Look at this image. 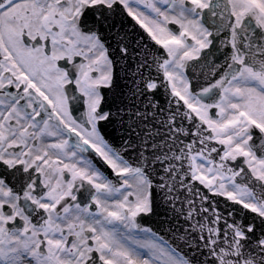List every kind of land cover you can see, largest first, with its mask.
<instances>
[{
  "label": "snow or ice",
  "instance_id": "obj_1",
  "mask_svg": "<svg viewBox=\"0 0 264 264\" xmlns=\"http://www.w3.org/2000/svg\"><path fill=\"white\" fill-rule=\"evenodd\" d=\"M0 264H264V0H0Z\"/></svg>",
  "mask_w": 264,
  "mask_h": 264
}]
</instances>
